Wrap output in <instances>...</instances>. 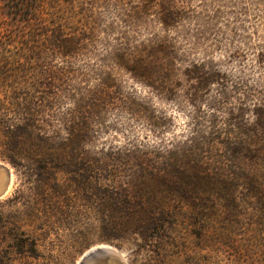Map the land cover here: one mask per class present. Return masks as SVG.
I'll use <instances>...</instances> for the list:
<instances>
[{
    "label": "rangeland",
    "instance_id": "obj_1",
    "mask_svg": "<svg viewBox=\"0 0 264 264\" xmlns=\"http://www.w3.org/2000/svg\"><path fill=\"white\" fill-rule=\"evenodd\" d=\"M192 5L215 19L166 29L165 0H0V162L14 173L0 264H79L100 246L129 264H264V0ZM199 32L202 45L185 38ZM60 37L66 51L42 46ZM138 54L145 78L129 70ZM171 167L213 177L184 192ZM196 205L238 210L242 225L223 240ZM140 207L173 216L175 249L132 241Z\"/></svg>",
    "mask_w": 264,
    "mask_h": 264
},
{
    "label": "trees",
    "instance_id": "obj_2",
    "mask_svg": "<svg viewBox=\"0 0 264 264\" xmlns=\"http://www.w3.org/2000/svg\"><path fill=\"white\" fill-rule=\"evenodd\" d=\"M165 1L167 2V8L165 9V14L164 17L162 18V22L166 26V29H170V27H173L172 24L174 23V18H176V24L178 26H180L184 20H191V21L196 20V22L198 23V27L200 28H205L206 25H210L211 22L215 19L213 18L212 21L207 22L205 18L203 19L200 15L198 16V14H196V12L193 10L192 0L178 1L176 3V6L174 1L171 0H165ZM186 36L187 37L185 38L187 40L192 38L194 42L198 43V45H202L204 42H207L209 40L208 39L209 36L207 34H203V32H199L198 34H194V35L189 33ZM42 42H43L42 44L43 47H45L47 43L50 45V47L52 45L53 49L57 52L66 51V47H67L66 41H63L62 37H60L56 42L54 40L51 41L49 39L48 41L43 40ZM215 43L212 45V47L215 46L218 48L219 46H221V41H217ZM191 44H193V42ZM161 47L167 50V52L171 48L170 43L167 41L165 42V40L164 42H161ZM134 52L135 51H133V53L129 52L127 53V55L131 56L134 54ZM139 55L140 54H138V56ZM171 56L172 57H170V60L175 58V56L173 55ZM117 57L123 60V62H125L124 58L119 57L118 55ZM135 58H136L135 63L137 64L130 67L129 70L130 72L133 73L135 78H140V77L145 78L146 68L144 67H146V63L144 62V59H142L141 56ZM67 131L69 136L72 138L80 136L79 134H83L82 131L76 132L75 130L72 129H68ZM31 135L34 136V133H31ZM34 138L38 141L45 140L48 143L53 142V140H51L52 137L51 138L49 137L48 139L44 135L41 136L39 135V137L37 136V138L36 137ZM56 139L55 141H57ZM196 149L197 151L201 150L199 148ZM9 162L12 163L13 165V161L10 160ZM171 169L175 171L172 170L168 171L170 175L168 186L173 188H178L179 190H182L184 192L185 191L191 192L190 189L204 190L205 188L201 186L208 188V181L213 177V174H211L209 170L205 169V167L204 169L202 167L195 168L196 175L193 174V179H190L189 175L183 170L180 169L177 170L176 168L174 169V167H171ZM187 176L189 179H185ZM194 193L198 194L197 191H194ZM200 199H202L203 202L207 201L206 199L201 197ZM196 200H199V194L197 195ZM135 202L140 203L141 201H139L137 197H134V201H132L131 203H135ZM131 216H132V222H131L132 227L130 234L132 241L133 240L136 241L138 240V238L150 239L153 237V239H156L157 241L160 242L162 240L165 241V243L162 244V247L164 246L165 248H169V249L176 248V236L174 235V231H173L175 226V220L171 214L167 213L166 211H163L162 209H147L140 207V208L132 209ZM192 216L194 220L198 222L200 225H205V223L207 222L214 223L215 226L212 228L215 229L216 227L217 230H220L221 237H223V240L224 237H226L229 233H234V231L236 232L237 225L240 224L242 225V221H241L242 215L238 212V210H234L230 208H227L225 210L223 209L219 210L216 207H212V206L202 205L201 207H199L196 205L194 206V214ZM200 235L201 234L199 232L196 233V236L198 238L200 237ZM246 241H248L251 250H254L253 249V246L255 247L254 242H252L251 244V241L248 240V237Z\"/></svg>",
    "mask_w": 264,
    "mask_h": 264
},
{
    "label": "water",
    "instance_id": "obj_3",
    "mask_svg": "<svg viewBox=\"0 0 264 264\" xmlns=\"http://www.w3.org/2000/svg\"><path fill=\"white\" fill-rule=\"evenodd\" d=\"M13 179V170L7 164L0 162V199L8 195ZM79 264H129V262L116 248L100 246L88 251Z\"/></svg>",
    "mask_w": 264,
    "mask_h": 264
},
{
    "label": "bare ground",
    "instance_id": "obj_4",
    "mask_svg": "<svg viewBox=\"0 0 264 264\" xmlns=\"http://www.w3.org/2000/svg\"><path fill=\"white\" fill-rule=\"evenodd\" d=\"M10 190H11V188H10ZM10 190H9V191H10ZM107 248H108V247H107Z\"/></svg>",
    "mask_w": 264,
    "mask_h": 264
}]
</instances>
